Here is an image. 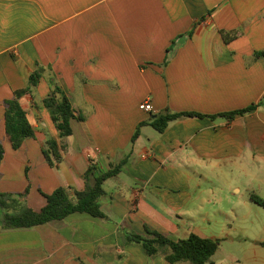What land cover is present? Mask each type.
Masks as SVG:
<instances>
[{
  "label": "crops",
  "instance_id": "0c3cea01",
  "mask_svg": "<svg viewBox=\"0 0 264 264\" xmlns=\"http://www.w3.org/2000/svg\"><path fill=\"white\" fill-rule=\"evenodd\" d=\"M259 51L264 0H0V192L30 188L24 201L39 210L46 204L41 191H83L90 161L104 172L127 160L104 184L107 219L75 213L5 229L0 207L1 264H171L170 250L149 258L126 243L125 232L145 235L147 227L173 239L206 237L194 225L206 199L193 190L213 175L230 172L236 185L246 184L234 191L264 199ZM37 69L38 85L20 99L35 137L14 149L4 102ZM55 87L75 114L67 137L43 102ZM144 101L152 113L140 110ZM251 105L255 110L244 115H223ZM166 111L204 117L171 121L160 133L150 123ZM48 140L62 155L54 166L43 153Z\"/></svg>",
  "mask_w": 264,
  "mask_h": 264
},
{
  "label": "trees",
  "instance_id": "16d2710c",
  "mask_svg": "<svg viewBox=\"0 0 264 264\" xmlns=\"http://www.w3.org/2000/svg\"><path fill=\"white\" fill-rule=\"evenodd\" d=\"M224 38L228 41L231 38L233 39V36L224 34ZM256 56L264 57V51L257 52ZM40 76L41 69H37L31 74L28 85L25 88L16 90L14 96L4 102L6 133L14 149L21 148L26 139L35 137L34 128L28 119L27 111L20 103V99L24 95L32 93L33 88L38 85ZM43 102L48 108L54 124L60 131V136L72 135L71 121L75 118V114L71 101L63 90L60 87H55ZM255 108V105H251L223 115L233 118L237 115L252 112ZM183 117H204V115L194 112L172 113L166 111L153 118L150 124L158 132L163 133L171 121ZM80 119L82 120L83 117ZM142 125L144 123L138 126L132 139L133 142L139 137ZM43 153L51 166L62 159L59 144L56 140H48L43 147ZM4 154L5 150L0 141V164L4 159ZM126 162L125 159L117 164H111L108 170L99 172L98 166L90 161L89 168L84 174L85 189L83 191H75L74 195H71L64 187L57 188L51 194H45L41 191L46 198V204L39 210L32 208L24 201V198L30 192V188L24 193L17 194L0 192V207L4 209L3 228H33L53 221L65 220L75 213H85L93 218L107 219L101 204V199L106 194L104 184L109 178L120 174ZM252 199L264 208V199L256 195H253ZM125 238L127 244L141 246L149 258L157 256L163 248H169L170 252L165 258L171 264L180 262L207 264L220 246L219 239L201 237L195 233L190 234L187 238L173 239L147 227L145 235L126 231Z\"/></svg>",
  "mask_w": 264,
  "mask_h": 264
},
{
  "label": "rangeland",
  "instance_id": "374dc122",
  "mask_svg": "<svg viewBox=\"0 0 264 264\" xmlns=\"http://www.w3.org/2000/svg\"><path fill=\"white\" fill-rule=\"evenodd\" d=\"M201 183L202 190L196 185L193 193L206 201L193 202L199 203L196 208L202 213L194 225L199 234L220 240L219 249L207 264H264V208L244 189L242 193L234 191V187L246 184L240 181L236 185L230 172L213 175L212 183Z\"/></svg>",
  "mask_w": 264,
  "mask_h": 264
},
{
  "label": "built area",
  "instance_id": "2783aa9c",
  "mask_svg": "<svg viewBox=\"0 0 264 264\" xmlns=\"http://www.w3.org/2000/svg\"><path fill=\"white\" fill-rule=\"evenodd\" d=\"M140 110L146 113H152L154 111V107L150 101H144L139 105Z\"/></svg>",
  "mask_w": 264,
  "mask_h": 264
}]
</instances>
